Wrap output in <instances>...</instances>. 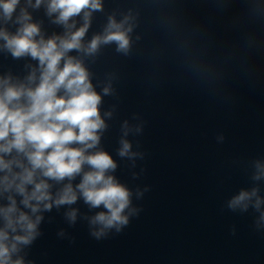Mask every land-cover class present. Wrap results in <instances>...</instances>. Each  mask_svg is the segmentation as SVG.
Instances as JSON below:
<instances>
[{"label":"clouds","instance_id":"clouds-1","mask_svg":"<svg viewBox=\"0 0 264 264\" xmlns=\"http://www.w3.org/2000/svg\"><path fill=\"white\" fill-rule=\"evenodd\" d=\"M250 23L264 25V0H242ZM218 11L232 0H210ZM45 9L50 23L62 33L46 36L42 21L33 19L29 9ZM152 16V29L159 40L143 53L153 67L171 64L181 82L190 83L215 96L229 74L235 55L212 52L207 30L185 12L182 0H133L119 4L106 14L100 31L85 39L96 13L105 12V0H0V53L15 59L30 58L26 75L0 74V264H33L29 249L42 235L44 214L64 208L67 224L87 222L89 235L96 241L120 234L143 211L133 203L150 191V186L134 190L115 175L119 164L102 146L109 130L108 121L117 113L112 104L102 111L104 97H117L115 73L93 83L90 70L104 48L113 47L117 55L132 58L145 39L141 28L145 11ZM79 25V26H78ZM9 26L14 31L9 30ZM242 74L250 78L255 69L249 64L252 53L264 51V40L255 32L244 33ZM76 55H71L72 52ZM100 91H97V88ZM146 120L139 112L120 123L116 154L135 169L145 159L139 140ZM218 144L225 136L218 133ZM252 186L241 188L225 203L233 213L256 215L253 230L264 233V158L246 162ZM145 169L133 171L138 179ZM78 180V182H76ZM19 197V200H17ZM83 201L89 212L73 207ZM98 210V211H94ZM231 234H236L235 226ZM68 236L66 230L57 233Z\"/></svg>","mask_w":264,"mask_h":264},{"label":"water","instance_id":"water-1","mask_svg":"<svg viewBox=\"0 0 264 264\" xmlns=\"http://www.w3.org/2000/svg\"><path fill=\"white\" fill-rule=\"evenodd\" d=\"M132 2L105 0V12L94 15L85 39L100 31L106 14L117 4L127 7ZM182 3L187 15L207 30L213 54L235 52L228 76L213 97L181 82L173 65L147 63L143 53L159 40L147 10L137 30L145 34L138 45L140 53L124 58L113 47L104 48L90 70L95 74L94 84L104 81L107 73L118 76L114 82L117 97H104L102 111L112 104L118 109L108 121L102 146L117 160L115 175L121 182L133 190L148 185L150 191L141 200L133 198L143 209L140 215L122 233L101 241L89 235L86 221L78 220L70 227L63 216L65 209L53 208L44 214L42 235L26 250L33 264H264V233L253 230L256 214L251 209L233 213L225 207L232 195L252 186L246 162L264 158V51L249 57L255 71L247 78L242 74L239 47L247 32L264 40V25L249 22L242 0H232L223 11L215 9L210 0ZM29 11L34 20L43 22L46 36L62 33L60 26L50 23L43 6ZM9 30L14 28L9 26ZM29 63L36 64L30 58L15 60L0 53V74L11 71L23 77ZM133 112L141 113L147 122L143 135L129 137L134 147L139 140L146 153L135 169L116 154L120 123ZM218 133L225 136L223 144L216 142ZM141 168L144 173L133 179L132 172ZM260 188L264 195V181ZM73 207L92 214L83 201ZM233 226L235 235L231 234ZM61 229L74 242L58 237Z\"/></svg>","mask_w":264,"mask_h":264}]
</instances>
